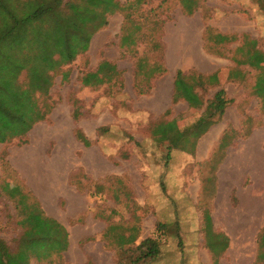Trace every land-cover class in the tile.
<instances>
[{"label": "rangeland", "instance_id": "rangeland-1", "mask_svg": "<svg viewBox=\"0 0 264 264\" xmlns=\"http://www.w3.org/2000/svg\"><path fill=\"white\" fill-rule=\"evenodd\" d=\"M118 1L72 59L56 53L50 68L34 47L31 64L26 42L11 52L25 67L0 68L2 84L17 74L15 88L32 93L40 116L21 135L5 136L0 124V238L17 250L27 206L36 204L66 228L69 244L30 264H258L264 209L244 233L231 232L217 202L223 196L232 212L264 208V158H254L259 178L246 168L225 192L222 185L228 159L248 156L251 139L264 134L260 71L247 63L250 41L264 53V0ZM219 34L229 40L218 42ZM35 69L42 83L31 88ZM178 71L204 76L203 85L185 78L189 93L177 91ZM214 74L218 82L206 80ZM219 91L223 114L195 136L192 126ZM231 170L242 171L238 163ZM147 238L161 254L138 260Z\"/></svg>", "mask_w": 264, "mask_h": 264}, {"label": "trees", "instance_id": "trees-1", "mask_svg": "<svg viewBox=\"0 0 264 264\" xmlns=\"http://www.w3.org/2000/svg\"><path fill=\"white\" fill-rule=\"evenodd\" d=\"M18 1L0 0V13L3 19L4 15H7L10 20L8 23L5 22L0 29V40L3 42L0 45V64H2L0 68L4 70L3 66L9 63L13 67L14 73L17 74L25 67V64L15 61L14 53H11L15 48H26L25 43L27 42V62L37 61L32 56V48L35 47L36 51L42 49L44 53L40 60L46 61L51 68L56 65V60L53 58L56 53L65 56V60H69L80 51H85L91 37L107 25L108 16L121 9L118 0H27L23 6H26L25 10L13 7L19 2L21 4V0ZM191 4L192 2H189V5ZM32 23H36L38 37L35 33H33L34 36L27 34L29 31L26 28ZM68 31L75 33V36L72 34L73 36L70 37L67 34ZM227 40L229 37L218 35V42L223 43ZM123 41L126 42L125 44L129 43L127 39ZM248 45L247 63L260 71L255 87L257 95L264 100V53L256 48L254 41H250ZM36 63L38 64V62ZM15 77L12 81L5 79L3 84L0 81V124H4L6 128L7 132L3 133L4 130H2L5 136L7 134L21 135L27 132L30 128V121L40 117L32 93L28 90L15 88ZM185 78L197 80L199 86L203 85L205 80L202 75L187 76L182 71H178L175 81L176 90L187 94L189 89ZM34 80L35 82H33ZM206 80L211 83L218 82L216 74L208 76ZM36 83L41 84L42 80L39 71L35 69L30 87H37ZM259 87L261 88L259 89ZM223 94V91L217 92L207 108V113L192 126L195 136L203 135L215 124L216 121L212 117L216 113L223 114L227 104ZM27 210V215L21 223L24 233L19 240L18 249L12 250L7 242L0 238V264H30L31 256L41 259L54 253L59 254L68 247V232L58 220L47 216L36 204L27 206ZM207 224L211 225L209 216ZM162 227V225L157 226L159 230ZM217 235L215 237L218 238ZM135 241L136 236L130 239L131 243ZM208 243L209 247L215 251L212 241ZM161 248V243L155 239L143 240L136 248L139 252L138 260L140 258L144 261L158 258ZM258 261L264 264V252L259 254Z\"/></svg>", "mask_w": 264, "mask_h": 264}, {"label": "crops", "instance_id": "crops-1", "mask_svg": "<svg viewBox=\"0 0 264 264\" xmlns=\"http://www.w3.org/2000/svg\"><path fill=\"white\" fill-rule=\"evenodd\" d=\"M4 19H3V16L1 15L0 13V18H1V21H0V29L2 27V25L6 22H10L9 18L7 15H4ZM36 23H32L29 27H27V30L32 33V36L33 33L36 34V36L38 37L39 34H38V29H37V26L35 25ZM32 29V30H30ZM35 36V37H36ZM44 138V137H43ZM251 142H252V145H250V147H248L249 149V155H251V159L248 158V164L245 166L247 167L251 173L253 174L254 177L256 178H259L261 174L260 170V165L257 164V160H255L254 158H257V159H262L264 158V134L261 132V133H257L253 139H251ZM242 147V146H241ZM240 147V148H241ZM231 155V154H230ZM248 155V156H249ZM238 156V155H236ZM234 156L233 159L236 157ZM21 159L24 161V162H27V154L23 155L21 157ZM230 158L228 159V163L225 167H227V170L228 168L230 167L231 164L235 163L233 160H230ZM253 160V161H251ZM26 166V171H27V165ZM224 168V167H223ZM264 168V167H262ZM226 170V173L229 175H232V174H235V178H236V181L239 177V173L241 172H244L246 170V168L244 167H240V170L242 171H235V173L231 170L229 172H227ZM244 170V171H243ZM259 170V171H258ZM258 175V176H257ZM25 178L27 177V175L25 174L24 176ZM228 177L226 178L225 177V180H223V187H224V192L226 190V185H227V180ZM235 181V182H236ZM260 181V180H259ZM233 182V183H235ZM231 183V184H233ZM53 192V191H52ZM222 199V197L220 198L219 196V199H218V202H217V205L218 203L220 202V200ZM224 199V198H223ZM264 208H257V209H254L252 210L251 212L246 210V209H242V207L236 211V212H232L231 210H229V208L227 207V205L223 204V208H217V211L219 212L220 214V220H221V223L222 225L228 229L229 231L231 232H241V233H244V229L251 226L254 222H255V218L256 216L263 210ZM50 211V210H49ZM142 239V236L141 238H139L137 240V243H139ZM235 258H237V260H241L239 259L238 255L236 254Z\"/></svg>", "mask_w": 264, "mask_h": 264}, {"label": "bare ground", "instance_id": "bare-ground-1", "mask_svg": "<svg viewBox=\"0 0 264 264\" xmlns=\"http://www.w3.org/2000/svg\"><path fill=\"white\" fill-rule=\"evenodd\" d=\"M248 149L249 148L245 149V153H249V150ZM247 157H248L247 154H239L238 156H236L233 159V161L236 164L238 163L241 168L242 167L247 168V167H245L248 164V161H247L248 158ZM251 161H253V160H251ZM234 173H235V171H234ZM234 176H235V174H232V175H229L228 176V179L226 180L227 181V184H231V183H233V182L236 181V178ZM221 197H223V196H221ZM223 204H224V201H223V198H222L220 200V202L218 203L217 208H223ZM242 254H243V252L240 249H238L237 255H238L239 259H242V257H243Z\"/></svg>", "mask_w": 264, "mask_h": 264}]
</instances>
